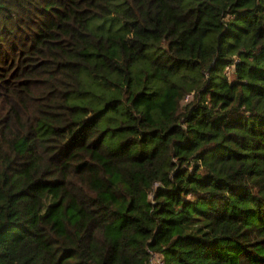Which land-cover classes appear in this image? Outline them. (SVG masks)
Instances as JSON below:
<instances>
[{"label": "trees", "instance_id": "obj_1", "mask_svg": "<svg viewBox=\"0 0 264 264\" xmlns=\"http://www.w3.org/2000/svg\"><path fill=\"white\" fill-rule=\"evenodd\" d=\"M151 250L264 264V0H0V264Z\"/></svg>", "mask_w": 264, "mask_h": 264}, {"label": "built area", "instance_id": "obj_2", "mask_svg": "<svg viewBox=\"0 0 264 264\" xmlns=\"http://www.w3.org/2000/svg\"><path fill=\"white\" fill-rule=\"evenodd\" d=\"M188 97L186 98V100ZM149 264H165V259L162 253L151 250Z\"/></svg>", "mask_w": 264, "mask_h": 264}]
</instances>
